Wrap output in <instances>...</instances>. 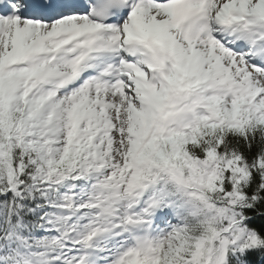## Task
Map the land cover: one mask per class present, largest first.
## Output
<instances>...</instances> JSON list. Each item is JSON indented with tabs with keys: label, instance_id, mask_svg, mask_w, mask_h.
Segmentation results:
<instances>
[{
	"label": "snow or ice",
	"instance_id": "obj_1",
	"mask_svg": "<svg viewBox=\"0 0 264 264\" xmlns=\"http://www.w3.org/2000/svg\"><path fill=\"white\" fill-rule=\"evenodd\" d=\"M0 264H264V0H0Z\"/></svg>",
	"mask_w": 264,
	"mask_h": 264
}]
</instances>
